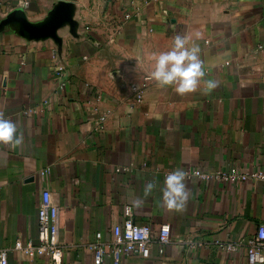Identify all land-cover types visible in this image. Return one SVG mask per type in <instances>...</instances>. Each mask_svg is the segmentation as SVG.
I'll use <instances>...</instances> for the list:
<instances>
[{"label":"crops","instance_id":"0c3cea01","mask_svg":"<svg viewBox=\"0 0 264 264\" xmlns=\"http://www.w3.org/2000/svg\"><path fill=\"white\" fill-rule=\"evenodd\" d=\"M176 35L200 46L203 80L216 88L180 95L150 78L153 54ZM144 83L137 102L132 87ZM0 115L23 138L0 143L8 264H93L88 246L97 233L112 239L125 206L153 233L168 225L170 238L120 264H246L244 242L264 224V179L191 176L180 211L162 188L178 168L264 174V0H0ZM45 190L59 210L58 263L14 248L36 241Z\"/></svg>","mask_w":264,"mask_h":264},{"label":"built area","instance_id":"2783aa9c","mask_svg":"<svg viewBox=\"0 0 264 264\" xmlns=\"http://www.w3.org/2000/svg\"><path fill=\"white\" fill-rule=\"evenodd\" d=\"M153 0H143L144 4H150ZM129 15H125L128 19ZM63 67L56 66L58 75L62 74ZM149 78L145 79L147 82ZM146 83L140 87H132L137 102H140ZM105 116L98 120V128H101ZM117 171H124L118 169ZM186 178L195 177L200 180L215 179L223 183L238 184L248 180L264 179V174L260 171L243 172L236 166H230L226 171H219L215 174L203 173L195 170L186 173ZM123 221L112 239L106 244L101 242L100 233L95 234V241L88 246L92 254L93 264H102L105 257H109L112 264H120L124 257L137 256L146 259L150 254V248L157 244L162 252L163 247L169 242L170 228L168 225L160 226L157 233H153L149 224H138L132 218V210L125 206L122 210ZM59 210L52 203L50 193L43 191L38 208V230L36 241L29 240L24 245L15 242L14 248L21 250L25 255L35 258L44 257L53 263H58L62 258V249L59 245ZM220 248L227 252L236 250L233 244L221 245ZM246 250V264H260L264 262V224L258 226L254 236L247 238L244 242ZM8 248L0 247V264H8Z\"/></svg>","mask_w":264,"mask_h":264},{"label":"clouds","instance_id":"9594fccd","mask_svg":"<svg viewBox=\"0 0 264 264\" xmlns=\"http://www.w3.org/2000/svg\"><path fill=\"white\" fill-rule=\"evenodd\" d=\"M154 64L149 73L150 78L159 88H172L177 94L184 95L197 91L202 82L207 90L217 87L213 79L204 81L205 71L201 59V48L195 42H190L186 36L176 35L170 49L153 54ZM16 124L0 115V143L17 146L22 142ZM186 172L175 169L164 177L162 201L169 210L180 211L189 199L186 188ZM154 184L149 182L145 187L146 193H151ZM134 206H140L142 201L137 198Z\"/></svg>","mask_w":264,"mask_h":264}]
</instances>
